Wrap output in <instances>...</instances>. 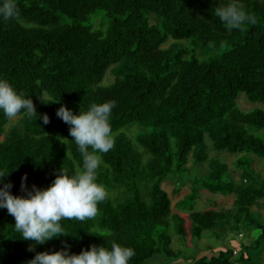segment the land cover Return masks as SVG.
Here are the masks:
<instances>
[{"label":"trees","instance_id":"1","mask_svg":"<svg viewBox=\"0 0 264 264\" xmlns=\"http://www.w3.org/2000/svg\"><path fill=\"white\" fill-rule=\"evenodd\" d=\"M96 10L107 28L85 24ZM241 95L264 106V0H0V264L176 259L166 230L175 221L188 233L163 186L173 177L180 194L190 158L209 172L185 202L234 198L229 210H192L191 235L260 232L238 259L223 246L196 264H261L252 209L264 182L248 170L264 159L253 133L264 111H244ZM207 140L246 155L242 183L210 160Z\"/></svg>","mask_w":264,"mask_h":264},{"label":"rangeland","instance_id":"2","mask_svg":"<svg viewBox=\"0 0 264 264\" xmlns=\"http://www.w3.org/2000/svg\"><path fill=\"white\" fill-rule=\"evenodd\" d=\"M105 12L104 10H96L94 14L89 18V22L85 23L86 25H92L94 30H101L103 24H107L106 28L108 27V20L105 18ZM70 22L69 20H67ZM183 45H185L187 48H189L191 51H194L195 48L191 45H189V41L182 42ZM168 47V45L166 46ZM196 56L199 57L200 51L196 50ZM221 51H215L211 52V55H218ZM200 58V57H199ZM113 77L108 74L105 85H109L113 82ZM242 107V109L246 112H250L256 108L262 109L264 111V106L261 104H252L247 101L246 97L244 95H241L238 99V105ZM22 117L16 116L11 119V124H15L17 121H19ZM139 130H143L141 127L136 128H127L125 129V132L130 135L131 137H134L136 132ZM255 135H259L264 139V130L261 131H254ZM134 139V138H133ZM208 143V151L211 159H217L221 161L222 163H225L228 165L229 173L232 174L237 183H242V173L245 168H239L236 164L238 159H241L245 157L244 154H238V155H231L227 152H216L212 148V144L209 140H207ZM251 157V156H248ZM248 160V158L246 157ZM254 162L252 163L251 170L248 172L250 173V179L251 181L256 180L258 183L264 182V159L260 158H254ZM189 173L185 174L182 183L185 181L189 182L188 185L181 189L180 194L177 196H173V191L175 189V185L178 184V180L171 177L163 186V188L168 192L169 196L174 199L173 200V209L176 214H179L181 218L183 219V226L185 230L188 233L187 238H180L177 234V223L175 221H172L170 229L166 230L168 234L172 238V244L171 249L177 253L178 257L176 259H168L163 256H156L150 261H148L146 264H196V261L202 257H211L213 254L218 253L223 246L230 247L233 250L237 252L239 257L242 255V247L243 246H253L255 244L256 239L260 236V232L256 231L253 228H242L240 232L235 231L232 233L225 241L222 243V241H217L214 238H210V233L206 232L203 234L202 239L199 241L197 238H194L191 235V229H192V221L190 219V214L193 212H205L209 210H229L233 208V201L234 198L231 197H224L222 195H212L208 192H202L200 199L196 201L195 203L192 202H185L184 199L186 196L190 194L189 184L191 180L205 177L208 175V162L195 166V161L190 158L189 163ZM174 180V182L172 181ZM176 182V183H175ZM251 184V182H250ZM179 188V185L177 186ZM174 197V198H173ZM88 198V196H87ZM88 206L90 207V197L88 198ZM193 206V207H192ZM252 216L258 223L264 222V201L259 202L253 209H252ZM160 231V229L158 230ZM164 231V230H162ZM241 234V236H240ZM251 252H257V251H251ZM261 257V262L264 263V254ZM237 259L239 258L236 255ZM261 263V264H262Z\"/></svg>","mask_w":264,"mask_h":264},{"label":"built area","instance_id":"3","mask_svg":"<svg viewBox=\"0 0 264 264\" xmlns=\"http://www.w3.org/2000/svg\"><path fill=\"white\" fill-rule=\"evenodd\" d=\"M234 255H237V252L236 251L234 252Z\"/></svg>","mask_w":264,"mask_h":264},{"label":"crops","instance_id":"4","mask_svg":"<svg viewBox=\"0 0 264 264\" xmlns=\"http://www.w3.org/2000/svg\"><path fill=\"white\" fill-rule=\"evenodd\" d=\"M240 236H241V234H240Z\"/></svg>","mask_w":264,"mask_h":264}]
</instances>
